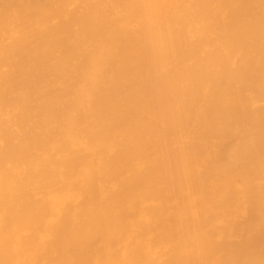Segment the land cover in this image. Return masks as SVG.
I'll list each match as a JSON object with an SVG mask.
<instances>
[{"label":"bare ground","instance_id":"6f19581e","mask_svg":"<svg viewBox=\"0 0 264 264\" xmlns=\"http://www.w3.org/2000/svg\"><path fill=\"white\" fill-rule=\"evenodd\" d=\"M0 264H264V0H0Z\"/></svg>","mask_w":264,"mask_h":264}]
</instances>
